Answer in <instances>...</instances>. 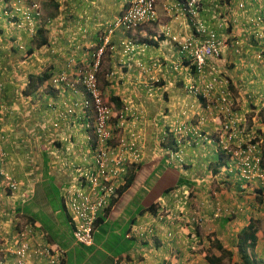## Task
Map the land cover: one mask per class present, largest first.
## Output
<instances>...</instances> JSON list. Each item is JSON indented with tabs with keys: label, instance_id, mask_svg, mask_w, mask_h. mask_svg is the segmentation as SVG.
I'll use <instances>...</instances> for the list:
<instances>
[{
	"label": "crops",
	"instance_id": "obj_1",
	"mask_svg": "<svg viewBox=\"0 0 264 264\" xmlns=\"http://www.w3.org/2000/svg\"><path fill=\"white\" fill-rule=\"evenodd\" d=\"M4 1L10 2V0ZM127 1L43 0L50 17L44 27L47 31L48 46L35 51L32 56L37 59L31 57L29 61L36 63L26 74H23L19 68L23 63L22 67L26 69L25 61L14 64V60L6 59V56H10L9 50L13 42L0 38V151L3 149L6 153L5 174L0 172V190L1 185L10 183L7 177L20 180V184L17 182L16 190H10V186H6L5 197L0 200V238L9 243L5 245L6 247L17 246L18 237H21L19 232L14 235L11 219H8L13 217L17 210L26 209L29 213L42 211L51 218L54 225L59 227L58 208L53 207L47 199L44 184L51 179L52 184L58 188L61 198L66 186L75 182V170L83 168L86 161L91 162L92 158L88 142L84 138L83 140L77 137L78 135L74 138V134L79 131H82V134L87 133L84 115L79 116L77 114L80 113L79 111H76L74 116L60 115L64 111L60 105L62 100L71 103L79 99V96L70 92L62 93L59 88L57 91L51 90L55 96L45 95L43 94L47 84L45 82L40 91L43 92L40 101H35V104L31 103L30 106L28 101L33 100L34 97H26L20 93L26 77L29 74L41 73L49 67L56 75L58 71L73 64L83 66L91 62L93 53L101 45V36L105 35L108 26L123 12ZM189 1L155 0L154 19L149 23L130 32L117 29L109 35L110 44L106 48L100 67L107 84L106 94L109 98L118 97L122 103L121 112H124L125 117H130L126 129L139 134L137 146L143 163L152 162L162 153L179 157L181 150H192L191 146L186 145L187 142L178 144L176 153L171 154L168 145L164 146L167 149L163 147L161 149V142L169 144L166 129H169L175 137L174 130L181 125L185 128L193 127V130L218 128L219 116L225 114L222 106L217 109L210 106L203 108L199 103L200 100L187 93V88L199 87L205 94L204 87L214 78H217L221 85H218L214 91L218 93V99L221 92L228 87V79L232 83L238 107L233 113L236 117L250 118L254 115L251 126L248 129L245 125L241 127L235 140L246 141L251 135L255 137L256 134L259 136L264 134V75L261 74L264 72V0H197V6L193 5L196 12L194 22L199 21L218 39L226 42H222L221 58L209 60L201 74L192 73L191 59L179 52V44L185 40H204L198 35L195 38V25L190 21L192 17L187 13L188 7H186ZM0 6H3L2 2ZM260 17L262 22H259ZM249 20H253V23ZM8 31H3V35L8 34ZM126 47H129V52H126ZM70 57L74 59H71L72 61L67 65ZM9 84L11 85L8 86ZM25 98L26 104H23ZM24 105H26L25 111ZM2 108H6L5 114H2ZM34 112L40 115L39 121L32 118ZM19 115L26 122H21L26 124V130L23 129V125H19L21 120ZM75 125H78L76 131ZM22 129L26 138H23ZM195 140H199L198 137ZM79 149L82 151L81 154L77 152ZM213 153L215 158L210 159V163L216 162L217 156L214 151ZM26 170L29 171V176H26ZM35 173L37 176H34ZM190 173L194 175L193 172ZM185 176L190 180L188 174ZM204 186L206 185H202ZM128 190L119 197L114 207L119 204ZM212 213L213 210L210 216ZM110 217L111 215L103 219V224L109 223ZM139 218L144 221L147 219V217L136 219L139 221ZM127 220L128 218L124 222ZM249 220L250 217L247 222L244 221L245 223H241L238 219L220 218L216 221L215 239L233 252V258L236 260L241 257L236 246L237 235ZM39 225V222H36L34 226ZM22 233L26 237V228ZM226 234L229 236L226 237ZM37 235L36 239H33L34 244L44 246L43 240ZM256 236L259 247L263 237L260 229ZM172 239L173 237L170 238L169 246L164 248L165 260L163 259L161 263L154 255L145 253L140 256L141 262L135 264H207L204 259L205 254H189V247L192 246H189L188 242ZM176 240L179 245L182 243L183 247L181 258L178 257L179 262L170 254L173 241L176 243ZM58 242L59 240L57 244L50 241L47 247L57 249ZM67 243L64 249L66 252L64 264L68 261V254L73 253L70 250L76 247L70 239ZM27 244L30 245L29 248L33 247L31 242ZM132 246L133 244L127 252L130 259L125 258L126 255L114 254L110 250L102 254L106 260L101 264H123L124 259L131 262ZM96 249H100L99 246ZM29 252L21 259L2 251L0 264H50L48 255L37 253L34 257ZM120 257H124L122 262L118 261ZM170 257L172 261L168 260ZM72 258L75 259V256Z\"/></svg>",
	"mask_w": 264,
	"mask_h": 264
},
{
	"label": "rangeland",
	"instance_id": "obj_2",
	"mask_svg": "<svg viewBox=\"0 0 264 264\" xmlns=\"http://www.w3.org/2000/svg\"><path fill=\"white\" fill-rule=\"evenodd\" d=\"M0 2L3 3V6H0V11H2L0 14V38H6L13 42L12 47L9 50L10 56L8 57L6 56V59L10 58L11 61L14 60V64H19L20 62L25 61L26 63L24 66H26L25 67L26 69L22 67L23 63H22V66H19V68L21 69L23 74H26L31 68L32 69L34 68L33 64L36 63V61L35 62H30L31 60L29 61V59L34 56L32 55L26 56V50L32 44L31 43V37H33L32 29H33V26H36V25L45 27V24L48 21L47 19L50 18L47 13V8L45 7L43 0H25L20 3H18L17 0H13V1L10 0V2L0 0ZM33 6L38 7V10L40 13L39 21H35L36 17L34 15H33L32 22L25 20L24 15H22V12L24 11V9L28 8L30 10H33L31 9L33 8ZM47 27L49 26L47 25ZM7 30H9L8 34L3 35L4 34L3 31L7 32ZM3 52L6 53L5 51ZM34 59H37V58L34 57ZM71 59H74V58L70 57L68 61H72ZM67 65H68V62H67ZM69 67L76 70V68L73 66H69ZM9 70H11V68ZM254 70H255V66H254ZM58 74H56V76ZM261 74L264 75V72H261ZM219 77H223V76H219ZM98 79H99V88H100V91H102V95H103L102 100L104 104L110 107L113 111L112 120L110 123L111 132H110L109 145L110 146L117 145L119 143L120 138H124L128 142H132L135 140L138 143L139 134L136 132H132L129 129H126V125L129 123L130 117H125L124 112L123 113L121 112L123 110L119 109V107L117 108L114 105V103H112L110 98L107 97V94H106L107 84L103 79L102 73L99 74ZM10 85L11 84H9L8 86ZM24 87L25 85L20 91L21 94L24 91ZM78 88L81 91V88L80 87ZM187 91H188L187 93H189L188 88H187ZM192 97L194 96L192 95ZM194 98L198 100V97L195 96ZM22 103L26 104V98L24 101H22ZM31 103H33V101L29 100L28 104H30V106H31ZM41 103H43V100H41ZM71 104L72 102L69 103L67 101H63L64 111L60 115H70L68 110L69 108L72 107ZM24 106H25L24 108V111H25L26 105ZM237 108H238L237 103L235 101L234 103H232L231 109L236 110ZM5 109L6 108H2L3 110L2 114L6 113V111H4ZM77 114H79V116L81 115V113H77ZM120 114H123V115H120ZM253 116L251 115L250 118H247V121L244 120L243 123L241 124V127L245 125L246 128L248 129L251 126L250 124L254 122L252 119ZM19 118H21V120L19 119L20 120L19 125L20 126L23 125V129L25 128L26 130V124H25L26 122L23 121L24 119L21 117V115H19ZM32 118L35 120L36 119L38 120L40 118V115H38L37 112H34ZM21 122H25V123H21ZM220 122L221 123H218L217 129L202 130V129L196 128L195 130H193V127H190V129H187L185 131L186 133H183L181 131L180 135H176V139L181 144H185L187 142L188 144L186 145L191 146L192 150L191 151L187 149L181 150V153H179V157H176V155L170 156L169 153L167 156L166 153L165 154L162 153L158 155V157L156 158L157 162H159L161 158H165V165L163 169V171L165 170L164 172L165 175L166 174L170 175L171 178L176 182V180L180 176H184L185 178H188L187 176H185L188 174L190 177V181L195 183V189L189 190V188L180 187V188H177L175 192L172 193L171 197L168 198L167 196H165L164 198H162L163 199L162 205L169 206L168 213L171 212L172 214L171 215L169 213L170 214L169 217L171 218V223L165 224V222H163V224H160L159 222L153 220V217L151 218L147 217L145 221L144 220L141 221L142 226L146 227L147 225H150L152 229H145L142 232V236H137L135 239H131L133 243V246L131 249L133 253V257H132V261L128 262V264H135L138 261V259L136 258V255L140 258V256L144 255L145 253L154 255L155 257H157V259L161 263L162 260L165 258L164 248L166 246H169L170 241H171L170 238L172 237H173L172 240L177 239L180 241L184 240L185 243L188 242V245L192 246V247H189V254H196V255L197 254L202 255L203 253L213 254L215 251L211 247V244L213 240L215 239L214 237L215 229L217 227L216 221L220 218H223L225 220L238 219L241 223L244 221L247 222L248 217L253 218V220H256L258 223V228L261 230L263 234V237L261 238L262 242L259 243V247H257L256 251L258 255L264 258V206L260 208L259 207L260 205L257 203L256 200H254L255 193H257L258 191L257 189L259 188V183L257 181H251V180L243 182V179L239 177L237 172H230L227 174L223 173L224 167H222L220 169V172L217 174H214L212 172L214 169V162L210 163V159L215 158L213 151L216 153V156H218L219 158H222L223 160H227V162L230 161L229 154L224 153L222 148L218 145L219 137L222 134L221 127L219 126L222 125L223 120L220 119ZM74 128L76 131V128H78V125H75ZM23 129H22L23 131L22 135H23V138H26V135ZM190 130L192 131V133H188ZM92 131L93 130L89 129L87 130L86 134H82V131H79L78 133L74 134V138L78 135L77 137H79L80 139L84 138L87 141V137H90V136L92 138L94 137ZM36 133H37V130H36ZM187 133L189 135H187ZM191 134L193 135L191 136ZM191 137H195V138L198 137L199 140H195V138L191 139ZM209 140H211L210 143H209ZM212 140L217 141V142L212 143ZM164 144L170 147L168 142L167 143L164 142ZM160 148H158V150ZM175 148H177L178 150V145ZM230 148L233 149V145H230ZM172 149L173 147H170L169 152H171V154L176 153V152L171 151ZM77 152L79 154L82 153L80 149ZM1 153L4 154L3 157H6V153L3 151V149ZM211 156H214V157H211ZM166 160L168 162H166ZM198 160H200V162H197ZM19 165L22 167L21 163H19ZM2 167L3 168L0 169V172L1 173L4 172L5 174V168H6L5 161H2ZM173 170L178 172L176 174L174 173V177L172 175ZM190 172H193L194 175ZM161 173L162 171L157 173V177ZM28 174H29V171L27 172L26 170V176H29ZM35 175L37 176L36 173L34 174V176ZM207 175L209 177H206ZM15 179H19V178L15 177ZM7 180L10 182L9 184L4 183L3 185H1V190H0L1 199L0 200H2L3 197H5L4 191H6V188L8 186H10L11 184H16L17 186V182L19 183L20 181V180L19 181L14 180V178H10V177L9 178L7 177ZM175 182L173 183V186L176 185ZM166 183H167L166 179L158 178L157 179L158 190L161 191L162 189H164ZM138 184H140V182L137 180V183L135 185H138ZM202 185H206V186L202 187ZM262 196H264V193L262 194ZM158 200L161 201V198H159ZM212 210H213V213H212V216H210L211 215L210 212ZM127 211L131 212L132 210L127 209ZM24 214L26 215V213ZM124 214L125 212L122 215ZM125 218H128V217L125 216ZM8 219H11L10 224H11L12 230L14 231V235L16 232H20L21 229L22 230L25 229L24 225H26L27 217L21 214L14 213L13 217L11 218L9 217ZM198 219L203 220L202 226H200V224L199 225L195 224V222L198 221ZM14 227H16V229H13ZM124 228L125 226H120V227H117L115 225L104 226L103 230L105 231L106 235H104L102 231H98L96 234L97 237H95L96 244L99 246L100 249L94 248L93 251H88V252L86 250L84 251L77 250L76 251L77 253H70L68 254V261H66V264H101L102 262L106 260L105 257L102 255L104 252L110 251L111 249H114L115 251L116 250L121 251L126 245L129 246V242L123 241V238H122L121 233L124 231ZM234 228L236 227L234 226ZM22 235L24 236V234ZM36 235L37 234H35V232H31L30 229H26V237L24 236L26 243H22L24 239L22 240V237H18L17 246L19 247L20 245L22 246L23 244L30 246L27 244L28 242H31V244L33 245L34 244L33 239H36ZM227 235L228 234H226V237ZM190 236L192 237L190 238ZM37 237L42 238L41 235H37ZM177 240H176V243L173 241L172 249H170V254L171 256L172 255L175 256L174 254L175 252H177L178 257L181 258L180 253L182 252L183 247L181 246L182 243H180L179 245ZM226 240L229 241L230 239H226ZM8 244L9 243L4 242V240L0 238V250H1L0 252L2 251L6 252L7 250L14 251L15 248L17 247L15 245L14 246L11 245L6 248H3V247L1 248V246L8 245ZM45 251H48V250H45ZM45 251L39 249L37 245L36 247H32V248L30 247L28 250V252L32 253L34 257L37 256L36 255L37 253H39L40 255H43V254L48 255ZM54 252H56V249ZM91 252L92 254L89 255V253ZM49 254L52 256L53 251H50ZM74 256H75V259L72 258ZM179 258L177 262H179ZM168 260L172 261V257H170V259L168 258ZM235 261H239V260H236L233 258L232 262H235ZM225 263L234 264V263L227 262V261H225Z\"/></svg>",
	"mask_w": 264,
	"mask_h": 264
},
{
	"label": "built area",
	"instance_id": "obj_3",
	"mask_svg": "<svg viewBox=\"0 0 264 264\" xmlns=\"http://www.w3.org/2000/svg\"><path fill=\"white\" fill-rule=\"evenodd\" d=\"M25 0H17L18 3ZM155 0H129L126 10L116 18L109 26L106 35L103 36L102 45L94 54V62L87 68L72 69L71 71H62L57 76L51 79V83L55 87L66 86L73 92L79 93L78 86L83 87L82 92L86 95L82 97L81 103H72L69 108V114L74 110H80L85 114L86 130H93V138L87 137V142L92 152L91 162L86 161L83 168L76 169L75 182L70 185L66 193V206L69 210L73 226V236L76 242L89 246L92 244V230L94 223L98 218V213H102L107 208L116 196L117 189L123 183V176L127 175L128 168L132 164L141 160V153L137 146V142L126 141L120 138L119 143L115 146L109 145L111 120L113 111L110 107L104 104L102 95L98 87L97 73L101 63L106 46L109 44L108 36L114 29L121 28L125 31H132L135 28L149 23L154 19ZM197 0H190L186 5L187 13L190 15V21L195 25V38L203 37L200 41L185 40L179 44V52L190 58L196 66L197 73L203 72L208 60L219 59L222 50V41L216 35L201 24L199 21L194 22L195 7ZM34 7V6H33ZM24 9L22 15L25 20L33 21V13L36 17L40 16L37 8ZM34 11V12H33ZM132 46V45H131ZM129 47H126V52H129ZM219 80L212 79L204 87V92L213 91L216 85H219ZM197 89H194L196 93ZM210 103L211 99L208 95L203 94ZM229 94L226 91L221 92L220 102L228 104ZM208 106V105H207ZM225 112L229 113L230 109L224 107ZM225 122L222 123V134L219 137V146L222 150L229 154L230 164L223 168V172H237L239 177L244 181H257L261 188H264V167L262 165V150L261 142L252 143L251 140L239 141L235 140L238 131L240 130L241 119H236L232 115H228ZM183 128L177 129L180 133ZM252 139V138H251ZM213 143L216 141H212ZM233 145V149L230 148ZM4 154L0 151V165L2 164ZM10 187L14 188L15 184ZM159 218H153L155 221L168 222L169 216L158 214ZM142 224V223H141ZM141 224H136L127 234L129 239L142 236L145 229H152L150 225L146 227ZM151 231V230H149ZM23 233L20 234V236ZM21 237H24L23 235ZM22 243H26L23 241ZM5 246V245H3ZM1 246V248L3 247ZM6 248V246H5ZM29 246L26 244L20 245L15 250H7V254H12L21 259L27 256ZM1 251V250H0ZM45 251V250H44ZM48 254L50 264H58L61 251L56 250L52 256ZM123 264L128 262L123 261Z\"/></svg>",
	"mask_w": 264,
	"mask_h": 264
},
{
	"label": "trees",
	"instance_id": "obj_4",
	"mask_svg": "<svg viewBox=\"0 0 264 264\" xmlns=\"http://www.w3.org/2000/svg\"><path fill=\"white\" fill-rule=\"evenodd\" d=\"M249 22L253 23V20H249ZM47 31L42 26H36L34 28L33 32V39L31 40V45L26 50V56H31L35 53V51L39 50L40 48L44 46H48V39L46 36ZM190 70L192 73L196 72V67L193 65L190 66ZM54 77L53 72L51 71V68L49 67L47 70L38 73V74H29L26 77L25 87L22 94L26 97H34L33 104H35V101H40V96L43 94L45 95H51L52 97L55 96V93L53 94L51 90L57 91V89H54L51 85V78ZM47 83L45 90L43 92H40L42 89V85L44 83ZM229 88L232 90V83L229 81ZM60 91L63 92H70L71 94H76L79 96V99L73 101L77 102L78 105L81 103L82 96L79 93L73 92L69 87L62 86L59 88ZM58 93V92H57ZM110 100L114 105L119 109H121L122 103L118 97H110ZM66 101V100H65ZM63 108V100L60 104ZM78 109V108H77ZM76 109V110H77ZM70 114L74 115L75 111ZM259 133V132H258ZM167 138L170 140L169 146L173 147L171 151L177 152V142L175 137H173L172 132L169 131V129H166ZM260 141L261 143V150H262V165H264V134L260 135L256 134L255 137L251 139L252 143ZM161 148L167 149L165 144L161 142ZM176 145V146H175ZM170 147L169 151H170ZM168 156V155H167ZM157 159L152 160L150 163H143L141 160L138 162L132 164L130 168H128L127 175L123 176V183L122 185L117 189L116 196L117 198H114L109 205H107V208L102 213H98V218L96 222L94 223L93 230H92V244L89 246L83 245L81 243H78L75 241L73 236V231L75 227L73 226L71 217L69 215V210L66 206V193L70 188V185H67L66 188L63 191L62 197L59 196V190L57 187H55L52 184L51 179H48L49 181L44 184L45 191H46V197L49 200L50 204L53 207H57V217L59 221V227L54 225L51 221V218L48 217L46 214H44L42 211H37L36 213H29L26 211V209L17 210V213H20L21 215L27 217L26 225L24 227L26 229H30L31 232H36V234H40L42 236L43 244L38 246L41 250H48V252L53 251V254H55V249H51L50 247H47V244H50V241H53L58 246V251H61V255L59 257V263L58 264H64L65 263V248L67 247V240H72L76 247L73 250H70L73 253H77L76 251H93L94 248H96L98 245L96 244V238L97 232L102 231L104 235H106L105 231L103 230L104 226H111L115 225L117 227L125 226L124 231L121 233L123 241H128L129 246H125L123 250L121 251H115L114 249H111L114 254L117 255H126L124 256L127 259H130V256L127 254L128 250L130 249V246L132 243L131 238L129 239L127 237V234L130 232L131 228L135 226L136 224H141L142 220L136 219L137 217H153V218H159L158 214L164 215H170L171 212L168 213V207L162 205V201H159V198H164L167 196L168 198L172 196V193L175 192L177 188L180 187H186L189 188V190L195 189V183L191 182L184 176H180L176 182L171 178L170 175H165L164 165H165V158H161L159 162L156 161ZM3 161H5V157H3ZM228 162L227 160H223L222 158L217 157L216 162L214 163V169L213 173L217 174L220 172L221 167L226 165ZM2 165V164H1ZM0 165V167H1ZM46 165V164H45ZM162 171L161 174L157 177V173ZM76 174V170L74 172ZM174 173H178L173 170L172 175L174 177ZM162 176V177H161ZM76 177V175H75ZM163 178L167 180V183L161 191L158 190V184L157 179ZM76 179V178H75ZM137 180L140 182V184L135 185L137 183ZM175 182L176 185L173 186V183ZM10 190H16L17 186L14 188L9 187ZM129 189V190H128ZM128 190L125 198L123 197L119 204H117L115 207L114 205L119 200V197H121L126 191ZM257 193H255L254 200L257 201V203L260 205L259 207L262 208L264 206V196L262 194L264 193L263 188H258ZM32 197V196H30ZM114 207V208H113ZM113 208V210H112ZM127 209H131L133 213L128 212ZM54 212V211H53ZM125 212L124 215H122ZM26 213V215L24 214ZM127 213V214H126ZM130 214V216H129ZM111 215L110 222L107 224H103V219H105L107 216ZM172 215V214H171ZM125 216L128 217V220L125 221ZM141 219V218H139ZM36 222H39V226H34ZM168 223H171V218L169 217ZM196 224V223H195ZM120 229V228H119ZM258 223L256 220H253L250 218L248 224L243 227L237 235V248L239 250V254L241 257H239V261H233V252L230 250H227L224 247V244L220 242L219 240L214 239L211 247L214 249V251L217 254H206L204 256L205 262L207 264H226L225 261L231 262L234 264H264L263 258L257 254L256 248H257V232H258ZM20 232L22 233L23 230L21 229ZM19 232V233H20ZM68 237V238H67ZM46 242V243H45ZM33 247H36L35 244L32 245ZM119 246V245H118ZM126 248V249H125ZM118 249V248H117ZM132 249V248H131ZM248 250V254H247ZM130 251V250H129ZM92 253V252H91ZM124 253V254H123ZM52 254V255H53ZM90 254V253H89ZM204 254V253H203ZM120 257L119 261H121L122 258ZM248 258V259H247Z\"/></svg>",
	"mask_w": 264,
	"mask_h": 264
},
{
	"label": "clouds",
	"instance_id": "obj_5",
	"mask_svg": "<svg viewBox=\"0 0 264 264\" xmlns=\"http://www.w3.org/2000/svg\"><path fill=\"white\" fill-rule=\"evenodd\" d=\"M128 2H129V0L127 1V3H126V6H125V8H124V10H123V12L126 10V8H127V6H128ZM33 8H37V11L39 12V10H38V7L37 6H34ZM154 10H155V3H154ZM34 12V11H33ZM122 12V13H123ZM121 13V14H122ZM120 14V15H121ZM33 15H34V13H33ZM119 15V16H120ZM35 16V15H34ZM118 16V17H119ZM36 17V16H35ZM40 20V16L39 17H36V20L35 21H39ZM116 20V19H115ZM114 20V21H115ZM113 21V22H114ZM112 22V23H113ZM259 22H262L261 21V17L259 18ZM111 23V24H112ZM255 23H257V22H254V24ZM110 24V25H111ZM109 25V26H110ZM37 26V25H36ZM36 26H33V29L34 28H36ZM109 26H108V28H109ZM108 28H107V30H108ZM32 29V31L34 32V30ZM117 29H121V28H117ZM117 29H114V31L115 30H117ZM107 30H106V32H107ZM123 30V29H122ZM106 32H105V35H106ZM113 32V31H112ZM124 32H130V31H125L124 30ZM112 34V33H111ZM110 34V35H111ZM104 35V36H105ZM217 37V36H216ZM103 38V36H101V38H100V40ZM218 38V37H217ZM108 40H109V36H108ZM223 43H226L224 40H222V39H220ZM109 44H110V40H109ZM108 44V45H109ZM101 45H102V40H101ZM100 45V46H101ZM108 45L106 46V48L108 47ZM100 46H98L97 48H96V50H95V52L93 53V55H92V58H93V60L90 62H88L87 64H84L83 66H76L75 64H73V65H71V66H73V67H75L76 69H79V68H87L88 66H90V65H92V63L94 62V54L96 53V51L100 48ZM222 47H223V45H222ZM106 48H105V51H104V54H103V57H102V59H101V63H100V66H99V68H98V73H97V80H98V87H99V79H98V76H99V74L101 73V71H100V67H101V64H102V61H103V59H104V57H105V54H106ZM221 54H222V50H221ZM220 58H221V56H220ZM219 58V59H220ZM215 60H218V59H215ZM192 61V60H191ZM209 61V60H208ZM208 61H207V63H208ZM68 62V64H69V62L70 61H67ZM193 63V62H192ZM195 66V65H194ZM207 66V65H206ZM205 66V67H206ZM196 67V66H195ZM73 68H70V67H66V68H64V69H62L61 71H59L58 73H60V72H62V71H71ZM74 70V69H73ZM57 73V74H58ZM196 73H197V69H196ZM201 74V73H200ZM56 75H54V77H55ZM53 78V77H52ZM51 78V79H52ZM216 80H217V78H216ZM51 83V82H50ZM52 84V83H51ZM47 85V84H46ZM54 89H58V88H60V87H62V86H60V87H55V86H53V85H51ZM218 85H216V87H217ZM78 87H80L81 88V91L79 90V88H78V90L80 91L79 92V94L82 96V97H84L86 94L84 93V92H82V90H83V87H81V86H78ZM216 87L214 88V90L213 91H210L209 93H206L205 92V94L206 95H208L209 96V98L211 99V101H210V103H208L207 102V99L203 96V91H202V89L201 88H196V87H190L189 88V94H191V95H193L194 97L196 96V97H198V100H200V102H201V104L203 105V108H206L207 107V105L208 106H210V107H212L213 109H217L218 108V105L220 106H222V108H223V110H224V112H225V109H224V107H228L229 109H230V112L229 113H226L225 112V114L224 115H222V114H220V116H219V122H220V119H222L223 120V122L222 123H224L225 122V120H226V118L227 117H229L228 115H232L233 117H235L236 119H241L242 121H247V118H240V117H236V115H234L233 113H234V109H231V106H232V103H234L235 101H236V99H235V97H234V94H233V90H231L230 88H229V83H228V87L224 90V91H226L228 94H229V99H228V104L226 105V104H222L221 102H220V98H221V96L219 97V99H218V93H215L214 91L216 90ZM70 89V88H69ZM194 89H197V91H196V93H194ZM99 90H100V88H99ZM101 92V91H100ZM101 95H102V92H101ZM103 96V95H102ZM81 100H82V98H81ZM233 101V102H232ZM236 103H237V101H236ZM76 111H79L80 113H81V115H84V117H85V114L83 113V112H81L80 110H76ZM75 111V112H76ZM221 123V122H220ZM243 122H241L240 123V127L239 128H241V124H242ZM179 128H183L184 130H182V132L183 133H186L185 131L187 130V129H190V127L189 128H185L183 125H181V126H178L175 130H174V134H175V137H176V135H180L181 134V132L180 133H177V129H179ZM86 129V128H85ZM188 133H192V131L190 130ZM187 133V134H188ZM251 138H253V136L251 135L250 136V139H247V140H251ZM176 139V138H175ZM213 141V140H212ZM176 142H177V144H181L177 139H176ZM209 142H211V140H209ZM217 142V141H216ZM213 143V142H212ZM215 143V142H214ZM174 152V151H173ZM225 153V152H224ZM92 154V153H91ZM171 156V155H170ZM218 157V156H217ZM142 158V157H141ZM263 161V160H262ZM229 162L230 161H228V163L227 164H229ZM226 164V165H227ZM226 165H224L223 167H225ZM263 167H264V165H263ZM3 168V167H2ZM222 168V167H221ZM223 173H226L227 174V172H223ZM243 182H245L244 180H243ZM259 188H261V186L259 185ZM263 191H264V188H263ZM114 198H117V196H115ZM113 198V199H114ZM112 199V200H113ZM162 202H163V200H162ZM157 222H159L158 220H157ZM160 224H163V221H161V222H159ZM166 223H168V222H165V224ZM196 223V225H199L200 224V226H202L203 225V220H199L198 219V221H196L195 222ZM257 249V248H256ZM247 254H248V250H247ZM175 256L174 257H176L177 259H178V255H177V252H175V254H174ZM137 259H138V261H137V263H140L141 262V258H139L138 256H137ZM140 259V260H139ZM122 260H123V258L121 259V262H122ZM126 262H127V260L126 259H124ZM123 260V261H124ZM263 260H264V258H263ZM118 261H119V259H118Z\"/></svg>",
	"mask_w": 264,
	"mask_h": 264
},
{
	"label": "bare ground",
	"instance_id": "obj_6",
	"mask_svg": "<svg viewBox=\"0 0 264 264\" xmlns=\"http://www.w3.org/2000/svg\"><path fill=\"white\" fill-rule=\"evenodd\" d=\"M102 92V91H101Z\"/></svg>",
	"mask_w": 264,
	"mask_h": 264
}]
</instances>
